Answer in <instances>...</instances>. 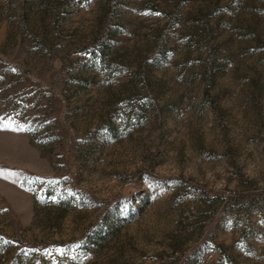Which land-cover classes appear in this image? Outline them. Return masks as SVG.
<instances>
[{
    "label": "rangeland",
    "instance_id": "1",
    "mask_svg": "<svg viewBox=\"0 0 264 264\" xmlns=\"http://www.w3.org/2000/svg\"><path fill=\"white\" fill-rule=\"evenodd\" d=\"M0 264H264V0H0Z\"/></svg>",
    "mask_w": 264,
    "mask_h": 264
}]
</instances>
